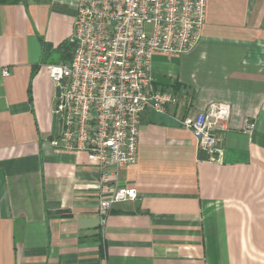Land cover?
Masks as SVG:
<instances>
[{
    "label": "crops",
    "instance_id": "obj_1",
    "mask_svg": "<svg viewBox=\"0 0 264 264\" xmlns=\"http://www.w3.org/2000/svg\"><path fill=\"white\" fill-rule=\"evenodd\" d=\"M76 2H0V264H264V0H207L195 47L153 54V88L178 101L142 111L118 176L138 197L103 225L98 165L52 144L47 65L65 58ZM211 101L231 107L217 161L180 122Z\"/></svg>",
    "mask_w": 264,
    "mask_h": 264
},
{
    "label": "built area",
    "instance_id": "obj_2",
    "mask_svg": "<svg viewBox=\"0 0 264 264\" xmlns=\"http://www.w3.org/2000/svg\"><path fill=\"white\" fill-rule=\"evenodd\" d=\"M207 0H77L67 42L70 60L48 64L58 89L54 114L60 135L52 144L83 152L100 169V223L116 203L135 200L138 191L119 183V171L135 162L142 111L164 113L177 103L168 89L153 88L152 56L182 54L198 43ZM9 73L7 68L2 74ZM231 107L211 101L186 114L199 149L219 160V131L226 128ZM253 123H245L251 132ZM111 171H106V169Z\"/></svg>",
    "mask_w": 264,
    "mask_h": 264
},
{
    "label": "trees",
    "instance_id": "obj_3",
    "mask_svg": "<svg viewBox=\"0 0 264 264\" xmlns=\"http://www.w3.org/2000/svg\"><path fill=\"white\" fill-rule=\"evenodd\" d=\"M6 0H0V2H4ZM62 53H64L65 58L61 62H68L70 60V50L71 46L68 42L63 43L61 46ZM112 209L109 211L111 212Z\"/></svg>",
    "mask_w": 264,
    "mask_h": 264
}]
</instances>
